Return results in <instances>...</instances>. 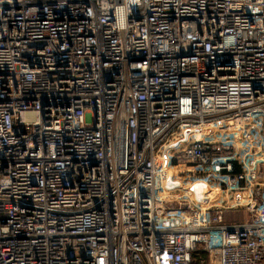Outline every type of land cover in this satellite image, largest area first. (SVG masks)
<instances>
[{"label": "built area", "instance_id": "2783aa9c", "mask_svg": "<svg viewBox=\"0 0 264 264\" xmlns=\"http://www.w3.org/2000/svg\"><path fill=\"white\" fill-rule=\"evenodd\" d=\"M0 264H264V0H0Z\"/></svg>", "mask_w": 264, "mask_h": 264}, {"label": "rangeland", "instance_id": "374dc122", "mask_svg": "<svg viewBox=\"0 0 264 264\" xmlns=\"http://www.w3.org/2000/svg\"><path fill=\"white\" fill-rule=\"evenodd\" d=\"M228 193H224V194H222V198L223 199H228ZM231 217H236V218H229V217H226V215L224 216L223 215V220L224 221H242L243 219H242V214H239L238 216H231Z\"/></svg>", "mask_w": 264, "mask_h": 264}, {"label": "crops", "instance_id": "0c3cea01", "mask_svg": "<svg viewBox=\"0 0 264 264\" xmlns=\"http://www.w3.org/2000/svg\"><path fill=\"white\" fill-rule=\"evenodd\" d=\"M246 218V214H242V219H245Z\"/></svg>", "mask_w": 264, "mask_h": 264}]
</instances>
